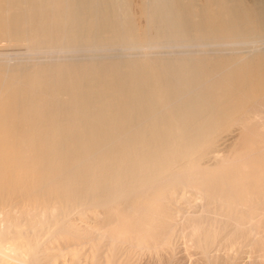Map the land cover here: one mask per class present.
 Masks as SVG:
<instances>
[{"label": "bare ground", "instance_id": "bare-ground-1", "mask_svg": "<svg viewBox=\"0 0 264 264\" xmlns=\"http://www.w3.org/2000/svg\"><path fill=\"white\" fill-rule=\"evenodd\" d=\"M0 38L25 40L0 50V264L264 253V192L211 156L264 129V0H0Z\"/></svg>", "mask_w": 264, "mask_h": 264}, {"label": "rangeland", "instance_id": "rangeland-1", "mask_svg": "<svg viewBox=\"0 0 264 264\" xmlns=\"http://www.w3.org/2000/svg\"><path fill=\"white\" fill-rule=\"evenodd\" d=\"M6 39H4V38H0V50H3V49H8L9 47L8 46H10V48H15V47H13L14 45L16 46V48H17V45L18 44H20L19 45V47L20 48H23L24 47V45H25V40L23 41V40H21V41H19V40H16V39H13V40H10V42H8L7 40L5 41ZM5 42H7V43H5ZM14 42H15V44H14ZM9 43V44H8ZM24 43V45H23V47H22V44ZM13 45V46H12ZM18 47V48H19ZM19 48V49H20ZM263 105H264V101H263ZM256 122V121H255ZM254 125L255 126H252L251 127V129H250V131L254 134V136H253V134H251L250 133V136H246L245 137V139L247 140V144H244V143H242L241 145H239V146H237V147H235L234 148V140L236 139V131L235 130H233V131H235V132H233L232 131V134H235V135H232L231 134V137L229 136L230 135V133H226V139H224L225 138V134H224V137H221L222 139H220L221 140V142L219 141L218 142V144H217V146H216V148H214V150L215 149H217V150H215V151H213V153L211 154V156H212V158H214V157H224L223 159H224V161H225V159L226 158H228V153H230L231 151H233L232 153H237L236 155L235 154H232L231 156H235V157H237L238 155L240 156V158H239V156L235 159L234 157H229V160H230V162H229V160H227V161H225V162H227L226 164L227 165H229V166H226V164L225 165H223V170L225 171V172H227V173H230V179H233V183L234 182H236L235 184H238V187L240 186V185H243V183L241 184L240 182H242V181H245L244 183V187L242 186V190H243V192L245 191H247L246 193L247 194H245V193H241V194H243V195H241V197H245L246 196V198L247 197H250L253 193L255 194V193H257V192H259V193H263L264 192V147H263V145H264V129L261 127V125H259L258 126V124H255L254 123ZM254 127V128H253ZM258 127H259V130H258ZM255 128H257V130L258 131H256V129ZM252 129H254L255 131H253ZM261 131V132H260ZM231 132V131H230ZM261 134H263V135H261ZM229 136V137H228ZM252 136V137H251ZM249 137L251 138V139H249ZM254 137H255V139H254ZM234 140H233V139ZM244 139V140H245ZM248 139H249V142L251 143H249L248 142ZM252 139H254L255 141H258V140H260V141H258L257 142V144H258V148L256 147V145L257 144H254V143H256L255 141L254 142H251V141H253ZM245 140V141H246ZM251 140V141H250ZM226 143V144H225ZM228 143V144H227ZM249 144V145H248ZM255 145L253 148H255V149H253V148H250V149H252L251 150V152H250V149H249V146L251 145ZM231 145V146H230ZM262 145V146H261ZM243 148H242V147ZM250 146V147H251ZM228 147H230V150H228L227 151V153H225L226 152V150L228 149ZM246 147H248L247 149H245ZM263 147V148H262ZM232 148V149H231ZM234 149V150H233ZM238 149V150H237ZM242 149H243V151H242ZM262 149V150H261ZM254 150H256L257 152H255ZM260 151V153H259V151ZM218 151V152H217ZM230 151V152H229ZM236 151V152H235ZM247 151V152H246ZM248 152H250L252 155H246V154H248ZM253 152H255V153H253ZM244 153V154H243ZM218 154H220V156L218 155ZM255 156H254V155ZM247 157H249L250 159H253V160H256V162L258 161V160H260V161H258V163H256L255 164V166H256V168L259 170H257L258 172V174L256 173V172H254V170L256 169L255 168V166L254 165H252V164H254L253 163V161H252V164L250 165L249 163H251V161L248 163V160H249V158H247ZM226 156V157H225ZM241 156H243V158H244V156H245V160L247 161H244L243 160V158H241ZM262 157V158H261ZM212 158H211V160H212ZM232 159H234V160H232ZM239 159L242 161H239ZM248 159V160H247ZM210 161V159H208L207 160V158H206V161L204 160V164H206V165H208V163H210L209 162ZM239 161V162H238ZM207 162V163H206ZM224 162V163H225ZM235 162H237V163H235ZM246 162V163H245ZM229 163V164H228ZM232 163V165H230ZM236 165V166H235ZM243 166V167H242ZM252 166V167H251ZM246 167V168H245ZM254 167V168H253ZM225 168V169H224ZM230 168H232L230 171H229V169ZM239 168V169H238ZM226 169H227V171H226ZM236 169V170H235ZM233 170V171H232ZM251 171V172H250ZM256 171V170H255ZM252 172H254L253 173V175H252ZM260 172H262V173H260ZM248 173H251L250 175H248V176H246ZM235 174H237V175H235ZM245 175V176H244ZM252 176H253V178H252ZM259 176V177H258ZM240 177H241V179H240ZM248 178V179H246V180H244V178ZM258 177V178H257ZM238 179H240L241 181H239V182H237V180ZM257 179V180H256ZM246 181H248V182H246ZM257 182V183H255V182ZM253 182V183H252ZM247 183V184H246ZM249 185V186H248ZM254 185V186H253ZM262 185V186H261ZM253 186V187H252ZM250 187H252V189H250ZM240 188V187H239ZM244 188V189H243ZM263 191V192H261V190ZM257 190V191H256ZM256 191V192H255ZM248 192H250L249 194H248ZM192 194H194V195H192ZM245 194V195H244ZM249 195V196H248ZM198 196V194H196V193H192V192H190L189 193V191H187L186 193H184V197L187 199V200H181V199H179L178 200V205H179V203L181 204V205H179L180 207H181V209L183 210V211H193V210H195V209H197V207L198 206H200L201 205V203H200V199H199V197H197ZM189 197L191 198V199H189ZM192 197H194V198H192ZM246 198H244V199H246ZM190 200V201H189ZM188 201V202H187ZM202 202V201H201ZM193 203V205L195 204L196 205V207H194L193 205H191ZM176 204V206H175V204H173L176 208L174 209L173 207V205L171 206V208L172 209H174V210H172V209H170L172 212H173V214H175L178 210H179V208L180 207H178V205ZM200 204V205H199ZM210 206V205H209ZM211 206H213V207H211V208H214V204H212ZM179 210V212H177L176 213V215H172L173 217L175 216V218L177 219L178 218V215H179V213H180V211H182V210ZM177 210V211H176ZM77 216V217H76ZM75 220L73 221L74 222V224L75 225H77V226H84V225H82V224H84V222L87 224V221L90 223V224H92L93 222L92 221H90V220H88L89 218H90V216L89 215H85V214H80V216L78 215V214H76L75 215ZM88 218V219H87ZM228 230L229 229H227V230H225V231H222V232H220V234L222 235L223 233V235L221 236L220 234V236H218L219 238V241H221V245H222V242L227 238V236H226V234L228 235ZM226 232V233H225ZM226 236V237H225ZM225 238V239H224ZM242 244V245H241ZM243 246V247H242ZM185 247V245H184V238H182L181 236H176L174 239H173V245H171V247L170 248H172V249H170L169 248V250L168 251H170L171 252V254H169V257L170 258H172L171 260H169L168 262H170V263H168V264H201L202 263V261H204L202 264H204V263H208V261L206 260V258L202 255V253H201V250L198 248V247H196V246H191V247H187L188 249H183ZM242 247V248H241ZM216 248H218L217 246L215 247H212V250H211V253H213V254H215V253H217L218 251L219 252H221L222 250L220 249H216ZM220 248V247H219ZM222 248V247H221ZM239 248V249H238ZM237 250H236V253H234L233 251H232V253H231V256H232V258H230V259H232L231 261H225V259L223 260L222 258H221V256H220V258H221V262H217V264H222V262L224 263V264H264V253H261V255H262V259L260 258V256L261 255H259V257L257 256V254H255L254 252H250L249 251V249L248 248H246V246H244L243 245V243H240V244H238V246H237V248H236ZM215 250V251H214ZM240 250V251H239ZM239 251V252H238ZM154 252H156V253H154ZM200 252V253H199ZM231 252V251H230ZM139 254L136 256V254H135V257H134V260L132 261V262H130V264H158L159 262L158 261H160V264H163L164 263V260L162 261L161 260V258L163 259V257H162V254H163V251H148V252H146V251H142V252H138ZM160 253V254H159ZM165 253H166V251H165ZM158 254H159V256H158ZM173 255V256H172ZM237 255V256H236ZM256 255V256H255ZM157 256V257H156ZM233 256H236V257H233ZM137 257V258H136ZM136 258V259H135ZM160 260H159V259ZM169 258V259H170ZM256 258L257 259H259L258 261H255L256 260ZM158 259V260H157ZM255 259V260H254ZM220 260V259H219ZM199 262V263H198ZM231 262V263H230Z\"/></svg>", "mask_w": 264, "mask_h": 264}]
</instances>
